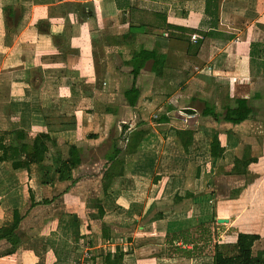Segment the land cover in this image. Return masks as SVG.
Instances as JSON below:
<instances>
[{"label": "crops", "instance_id": "obj_1", "mask_svg": "<svg viewBox=\"0 0 264 264\" xmlns=\"http://www.w3.org/2000/svg\"><path fill=\"white\" fill-rule=\"evenodd\" d=\"M250 95L260 98L243 132L202 122L206 103L220 112ZM207 127L218 129L221 158L209 153ZM0 129L77 144L94 164L109 150L95 145L116 137L129 158L128 175L103 195V162L59 181L51 149L49 162L30 166L39 178L28 173L45 182L46 199L60 194L42 205L52 213L40 228L33 208H21L19 170L0 162V227L18 209L27 237L18 248L0 241V264H74L84 243L98 250L94 264L116 248L124 264H212L216 245L233 246L238 233L258 234L253 252L264 250H255L264 235L250 226L264 223V0H0ZM175 129L192 131L188 151ZM244 155L255 158L246 174H231ZM92 197L111 215L106 238Z\"/></svg>", "mask_w": 264, "mask_h": 264}, {"label": "trees", "instance_id": "obj_2", "mask_svg": "<svg viewBox=\"0 0 264 264\" xmlns=\"http://www.w3.org/2000/svg\"><path fill=\"white\" fill-rule=\"evenodd\" d=\"M138 67L137 70H139ZM126 98L131 106H135L138 100V89L134 86L126 93ZM257 98L260 97L258 95H250L247 98L237 97L232 104L229 103L220 112H216L212 105L206 103L205 109L201 113L202 122L209 123L211 120L216 124L226 122L238 127L243 126L244 123H248L255 117L256 109L251 103ZM176 113L180 116L181 114L192 115L194 112L178 109ZM167 116H170L169 113H167ZM162 117L167 118L165 115H162ZM112 123H110L109 128L113 130L114 122ZM207 128L202 132L210 138L209 153L213 158H221L224 148L218 139V129ZM241 131H244V126ZM146 132L142 131L141 134L144 135ZM175 134L180 138L184 150L188 151L192 131L190 129H175ZM110 140L109 150L103 161L104 171L100 182V194L103 195L111 194L109 188H118L120 178L128 175L126 164L129 158H121L123 150L118 146L116 137H112ZM51 148L56 153L58 167L55 172L59 181L72 180L73 170L88 163V160L94 157L91 150H86L77 144L68 143L57 138H50L47 133H38L35 137L30 138L28 133L21 129L0 131V162L6 164L12 171H29L31 165L40 164L44 161ZM254 160L255 158L246 157L245 155L241 159L236 158L230 173L245 175L247 166ZM44 183L41 181L39 183L26 182L28 196L31 200L30 207L50 203L51 200L43 197L41 193V186ZM98 198L92 197L90 200L96 203ZM96 204L99 218L102 221L109 219L111 215L105 214L102 206L99 203ZM22 217L20 211L15 209L12 222L0 227V241L4 240L12 248L20 247L27 240L25 233L19 227ZM108 234L107 222L103 221L102 236L106 238L109 236ZM259 238L258 234L238 233L233 246L216 245L212 264H264V250L253 252V245ZM99 260L101 264H124L123 252L119 248H116L114 252L104 253L99 256Z\"/></svg>", "mask_w": 264, "mask_h": 264}, {"label": "rangeland", "instance_id": "obj_3", "mask_svg": "<svg viewBox=\"0 0 264 264\" xmlns=\"http://www.w3.org/2000/svg\"><path fill=\"white\" fill-rule=\"evenodd\" d=\"M0 131H1V129H0ZM112 135H115V131L114 130H112V129H110L109 128V136H112ZM106 137V136H105ZM129 138V134L127 135V139ZM125 141V140H124ZM126 142V141H125ZM101 143L99 142V144H96L95 145V150L97 151V153L98 154H103V152L105 151V150H103V149H106L107 147L109 148V145H108V143L107 144H105V145H100ZM97 145H99V146H97ZM119 147H124L125 146V143H121V142H119ZM102 147L103 148V146H105L103 149H101V148H98V147ZM52 149V148H51ZM49 154V153H48ZM53 157H54V155H53ZM55 159V158H54ZM50 161V158L48 157V155H47V161H46V163L47 162H49ZM54 161H56V159L54 160ZM89 162L88 163H86V164H84V166L85 167H82L83 168V170H81V171H78V173H80V172H86V169L85 168H89V171H95V172H97V171H100L101 170V162H103L104 161V159H101V160H99V161H96L97 162V164H94L93 162H94V159H91V160H88ZM56 167L57 166H54L53 167V171L56 169ZM7 169H8V171H11L8 167H6ZM6 168H4V166H0V170L2 171V176L4 175V177H3V181L0 179V187L2 186V184L4 185L5 184V179L4 178H6L5 177V174H3V171H5V169ZM37 170V171H36ZM42 171L41 169H37L35 166H33V168H32V171H30V169H29V171L28 172H26V170H19L16 174H18V177L19 178H21L22 180H24L23 182H22V186H20L19 185V187H18V192L19 193H22L23 194V198L21 199V208H22V210H25V209H27V205H28V210H30V209H32L33 208V219H32V221L31 222H33V223H38V227L39 226H41L42 225V223H46L47 221V219L49 218V216H50V214L52 213L51 212V210H50V208L49 207H47V206H42V205H48V204H50V203H52L53 201L55 202L56 201V199H58V198H60V194L58 195H54V196H52V199H51V201H50V203H47V204H38V205H35V206H32V207H30V202H31V200H30V198H29V196H28V192H27V184H26V182L27 181H30V182H33V183H35V182H37V183H39L37 180H35V181H33V180H31L30 179V176H29V174L28 173H33V177L34 178H39V176H40V173H39V175L37 176V173L39 172V171ZM48 173V172H47ZM76 173V175L78 174L77 172H75ZM54 177H55V175L53 174H51V180L50 181H53L54 180ZM10 173H8V180H10ZM50 179V178H49ZM49 183V182H48ZM92 183V182H91ZM18 184V181H17V183H16V185ZM95 184H97V182H95ZM98 185V184H97ZM34 186V185H33ZM94 188L95 186H91L90 187V190H91V188ZM42 189H43V186H41V193H42ZM20 195V194H19ZM42 196H43V193H42ZM19 201H20V196H19ZM37 206H40V207H37ZM37 207V208H36ZM90 209V210H89ZM248 210H253V209H248ZM58 212H60V210H58ZM57 212V213H58ZM23 213V212H22ZM87 213H89V215H93V216H95V217H97V215H96V211H95V209H94V206L93 205H90L89 206V208L87 209ZM23 217H24V215H22ZM22 217V218H23ZM25 218V217H24ZM30 223V221H27V219H25V221H23V224L24 225H26V224H29ZM46 225V224H45ZM251 227H253V229H256V231H260V232H262L263 233V235H264V223H263V225H260V223H256V224H253L252 223V225H250ZM42 227V226H41ZM260 227H263V229L262 228H260ZM40 228V227H39ZM258 228H260V229H258ZM84 246L85 247H92L91 245H87V243H84ZM230 246V245H229ZM232 246V245H231ZM263 247H264V236H263V238H262V240L261 241H259L257 244H256V246H255V250H259L260 248H262L263 249ZM230 248H232V247H230ZM229 248V250H231ZM95 250V249H94ZM92 250L93 251V253H95V251H98V250ZM10 264V263H9Z\"/></svg>", "mask_w": 264, "mask_h": 264}, {"label": "built area", "instance_id": "obj_4", "mask_svg": "<svg viewBox=\"0 0 264 264\" xmlns=\"http://www.w3.org/2000/svg\"><path fill=\"white\" fill-rule=\"evenodd\" d=\"M193 40H195L196 36L192 35L191 37ZM127 121H121L120 125L125 124ZM122 130V127L120 128ZM80 255L77 257L74 264H94V257L95 254L92 250H94L92 247H85L84 245L81 246L80 249Z\"/></svg>", "mask_w": 264, "mask_h": 264}, {"label": "water", "instance_id": "obj_5", "mask_svg": "<svg viewBox=\"0 0 264 264\" xmlns=\"http://www.w3.org/2000/svg\"><path fill=\"white\" fill-rule=\"evenodd\" d=\"M219 221L221 222V221H226L225 219H219Z\"/></svg>", "mask_w": 264, "mask_h": 264}]
</instances>
